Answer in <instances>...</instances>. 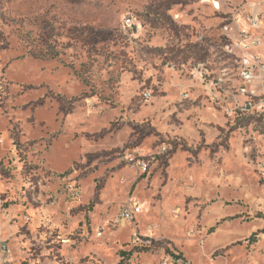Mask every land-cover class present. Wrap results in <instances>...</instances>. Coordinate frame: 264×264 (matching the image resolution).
Returning a JSON list of instances; mask_svg holds the SVG:
<instances>
[{
    "label": "crops",
    "instance_id": "0c3cea01",
    "mask_svg": "<svg viewBox=\"0 0 264 264\" xmlns=\"http://www.w3.org/2000/svg\"><path fill=\"white\" fill-rule=\"evenodd\" d=\"M232 10L225 0L173 3L163 13L169 23L146 22L137 35L139 45L127 47L131 64L114 97H84L70 111L61 105L56 129L46 134L43 124L45 136L31 134L39 121L33 113L16 136L14 117L2 113L9 107L5 95L0 101V242L14 264H80L93 254L106 264H160L166 252H178L171 237L196 219L250 218L264 197L253 155L262 127L234 113L236 102L246 97L235 90L241 49L228 47V36L240 37L241 22L231 19ZM227 23L230 32L223 29ZM255 51L264 57V23ZM225 68L235 78L218 85ZM141 159L151 161L149 172L139 166ZM74 184L82 191L78 198L69 188ZM130 198L141 206L135 223L113 228L111 220ZM256 219L242 233L223 226V264H264V219ZM128 227L132 239L139 233L162 239L163 247L133 248L119 231ZM260 230L254 243L235 244ZM203 251L196 254L201 264Z\"/></svg>",
    "mask_w": 264,
    "mask_h": 264
},
{
    "label": "rangeland",
    "instance_id": "374dc122",
    "mask_svg": "<svg viewBox=\"0 0 264 264\" xmlns=\"http://www.w3.org/2000/svg\"><path fill=\"white\" fill-rule=\"evenodd\" d=\"M177 1L0 0V101L9 96V107L4 109L7 112L2 113L14 117L11 124L16 136L23 134L24 124L33 118L32 113L39 121L35 128L29 127L31 134L38 136L43 132V124L48 127L46 134L56 129V112L61 105L70 111L84 97L112 99L121 74L131 64L129 44L139 45L137 35L141 25L169 23L163 13ZM127 17L136 23L133 29L125 25ZM252 119L263 131L262 120ZM257 183L258 192L264 194V183L259 179ZM261 196L254 213L247 216L250 218L213 219V223L196 219V224L186 225L169 242L175 251L189 253L187 257L192 264H201L200 256L196 255L198 249L207 251H203V264H223L226 253L223 226L242 233L252 225L248 221L264 219ZM203 225L207 226L205 231H201ZM119 231L124 241L133 242L132 228ZM261 232L235 244L254 243ZM103 262L93 254L80 264H106Z\"/></svg>",
    "mask_w": 264,
    "mask_h": 264
},
{
    "label": "built area",
    "instance_id": "2783aa9c",
    "mask_svg": "<svg viewBox=\"0 0 264 264\" xmlns=\"http://www.w3.org/2000/svg\"><path fill=\"white\" fill-rule=\"evenodd\" d=\"M210 1V0H207ZM225 3L232 7L230 11L232 20L241 22L239 27V36H228L231 40L228 47L231 49L240 48L241 54L238 55L239 73L238 78L240 85L235 89L237 93L244 95L246 100L242 103L236 102L234 113L236 115H247L249 117L260 118L264 127V57L261 53L255 51L257 47L262 44V29L264 23V0H225ZM213 4L220 9L219 2ZM135 22L130 17L125 20V25L128 28L135 26ZM223 29L231 31L230 23L224 24ZM204 35L200 36V40L205 41ZM235 78L234 73L225 68L222 75L218 78L216 84L231 83ZM152 92L145 93V96L150 97ZM184 98H189L190 95L186 92L182 93ZM260 144L254 147L253 155L257 165V173L259 180L264 183V129L260 133ZM167 150V149H165ZM139 166L144 172H149L151 161L148 159H141L138 161ZM71 194L78 198L81 192L77 184L69 186ZM141 212V206L138 200L128 199L121 207L119 213L111 220L110 226L113 228L123 227L128 223H135L137 215ZM102 234V230L98 233ZM162 239H154L153 237H144L139 233L135 235L132 242L133 248H149L158 249L163 247L158 245ZM0 264H14L9 258V248L5 243L0 242ZM22 264H30V261H25ZM160 264H192V262L184 255L175 252H166L161 259Z\"/></svg>",
    "mask_w": 264,
    "mask_h": 264
},
{
    "label": "bare ground",
    "instance_id": "6f19581e",
    "mask_svg": "<svg viewBox=\"0 0 264 264\" xmlns=\"http://www.w3.org/2000/svg\"><path fill=\"white\" fill-rule=\"evenodd\" d=\"M87 192V191H86Z\"/></svg>",
    "mask_w": 264,
    "mask_h": 264
}]
</instances>
